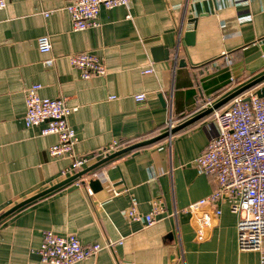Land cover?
<instances>
[{"label": "crops", "instance_id": "crops-1", "mask_svg": "<svg viewBox=\"0 0 264 264\" xmlns=\"http://www.w3.org/2000/svg\"><path fill=\"white\" fill-rule=\"evenodd\" d=\"M68 3L7 0L0 10V217L70 177L61 172L71 160L49 153L57 135L24 123L31 85H42V97H67L77 107L69 116L76 152L90 155L156 137L171 118L180 125L264 73V57L246 64L244 56L246 47L264 43V0H131L103 8L100 25L83 31H74ZM42 35L51 38L50 54L38 48ZM156 47L162 49L154 54ZM78 52L102 56L107 73L83 78L69 61ZM50 57L54 64L46 66ZM151 66L154 72L145 73ZM226 67L230 73L210 77ZM139 93L144 101H136ZM216 134L211 113L101 165L94 171L106 174L100 190L88 184L92 171L3 216L0 264H50L38 252L48 230L104 246L75 264H260L259 251L239 248V215L226 201L187 209L217 187L196 164ZM156 201L163 209L153 225L128 217L131 205L146 215ZM205 211L212 219L199 226Z\"/></svg>", "mask_w": 264, "mask_h": 264}, {"label": "built area", "instance_id": "built-area-1", "mask_svg": "<svg viewBox=\"0 0 264 264\" xmlns=\"http://www.w3.org/2000/svg\"><path fill=\"white\" fill-rule=\"evenodd\" d=\"M67 10L70 14L74 31H83L100 25L101 10L118 6H128L131 0H68ZM7 7V0H0V10ZM51 11L44 12L45 17ZM130 17V15L128 16ZM41 53L50 54L53 49L49 35L38 38ZM54 58L46 59L45 65L52 66ZM70 63L79 69L83 78L101 76L107 73L105 60L92 52H78L69 55ZM145 73L154 72L151 66ZM41 84L31 85L26 92V127H41V135L55 134L57 143L49 148L53 157L64 156L71 164L62 170L61 176L74 175L98 159H102L117 151L122 145L112 143L97 152L80 155L76 152L78 136L69 122V116L77 110L69 104L67 97H42L39 90ZM257 88L247 91L244 95L234 98L224 109L213 112V121L217 134L212 137L206 149L197 159L196 164L201 171L213 176L217 181L216 189L188 206L189 211H196L204 205H217L226 201L232 212L239 215L238 246L242 250H255L261 254L260 264H264V97L257 94ZM146 93L135 95L138 102L146 99ZM248 97L249 100H245ZM112 96L111 99H115ZM208 105H212L208 102ZM174 127L172 118L169 129ZM95 171V170H94ZM93 171V172H94ZM91 178L106 181L105 172H94ZM91 192V190H90ZM129 192L115 190L114 194ZM163 207L156 201L153 209L141 215L134 205L127 210L130 219H141L148 226L156 222L155 215L162 212ZM222 210L216 208L215 213ZM211 212L205 211L197 219L199 226L209 225ZM199 238H203L199 230ZM109 243L107 246H112ZM100 243L83 244L74 234L59 235L51 230L45 231L39 249L41 260L50 264H75L95 257L102 249Z\"/></svg>", "mask_w": 264, "mask_h": 264}, {"label": "water", "instance_id": "water-1", "mask_svg": "<svg viewBox=\"0 0 264 264\" xmlns=\"http://www.w3.org/2000/svg\"><path fill=\"white\" fill-rule=\"evenodd\" d=\"M188 34H194L193 31L188 32ZM162 48L160 47H156L155 49L152 50V53L157 54L159 51H161ZM244 56H245V62L246 64H248V62L254 60V59H258L260 57H264V43L262 44H253L250 45L249 47H246L244 49ZM182 65H184V63L181 62ZM225 72H229L230 73V67H226L224 68L222 71H220V73H215L212 74L210 77H215L221 73H225ZM231 82V79H229L228 81H226L225 83H223L222 85H218L216 86L213 90V92L219 90L220 88H222L224 85L226 86L227 84H229ZM257 88L256 92L260 97H264V73L258 77H256L255 79L247 82L246 84L242 85L241 87H239L238 89L234 90L233 92L229 93L228 95H226L224 98H222L221 100H219L218 102L214 103L213 105H211L210 107H208L205 111L199 113L198 115L186 120L185 122L181 123L180 125H176L174 127H172L171 129H168L166 132L150 138V139H146L144 141H140L134 144H131L129 146H126L124 148H121L117 151H115L114 153L109 154L108 156L104 157L103 159L97 161L96 163L88 166L87 168L81 170L80 172L66 178L65 180L57 183L56 185L41 191L40 193H37L36 195H33L32 197L27 198L26 200L22 201L21 203L17 204L16 206H14L13 208H11L9 211H7L3 216L14 212L15 210H17L18 208L24 206L25 204L32 202L33 200H36L37 198H40L84 175H89L92 171L98 169L101 165H103L104 163L108 162L109 160L120 156L124 153H127L131 150H134L136 148L142 147V146H146V145H150L153 144L163 138H166L168 136L173 135L175 132H177L178 130L192 124L193 122L199 120L200 118L209 115L211 113H213L215 110H218L222 107H224L225 105H227L229 102H231L234 98L244 95L247 91ZM245 100H249L248 97L245 98ZM102 181L99 179H95L92 178L89 181V186L91 188H93V190H100L102 189L103 185H102ZM154 184V183H153ZM2 216V217H3ZM0 217V218H2Z\"/></svg>", "mask_w": 264, "mask_h": 264}]
</instances>
